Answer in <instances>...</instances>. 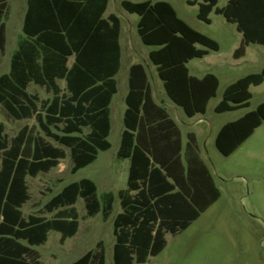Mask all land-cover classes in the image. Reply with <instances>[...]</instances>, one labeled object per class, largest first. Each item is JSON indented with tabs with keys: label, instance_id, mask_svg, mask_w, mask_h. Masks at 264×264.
<instances>
[{
	"label": "trees",
	"instance_id": "1",
	"mask_svg": "<svg viewBox=\"0 0 264 264\" xmlns=\"http://www.w3.org/2000/svg\"><path fill=\"white\" fill-rule=\"evenodd\" d=\"M8 1L0 0V18ZM217 4L218 0H203L198 18L210 24L215 11L236 24L243 40L235 58L243 57L250 44L264 46V0H229L222 8ZM121 5L139 16L138 34L144 45L154 47L149 58L168 97L189 117L205 114L219 79L211 73L192 76L187 63L219 51V43L190 26L167 1L123 0ZM107 6L108 0H27L24 37L12 54L10 70L0 75V105L16 120L35 118L45 137L68 148L73 174L111 147L110 103L117 93L115 76L121 65V20L116 14L104 18ZM5 45L6 25L0 21V50ZM60 80L65 81V91ZM263 82L264 68L238 79L225 89L215 112L249 108L251 86ZM32 83L44 87L52 98L40 102L38 95L29 92ZM125 101V130L117 158L130 160L126 188L99 195L91 179L69 183L46 205L48 212L58 210L50 219L24 216L22 208L30 200L27 178L56 168L66 157L65 150L28 126L9 141L0 121V264H41L33 247L45 244L50 231L59 232L62 243L77 234L80 222L74 205L79 198L84 200L87 217L101 213L107 220L117 197L122 211L113 221L114 264H145L165 249L168 233L186 230L219 199L193 133L188 135L183 166L181 136L167 128L173 122L154 102L141 63L130 68ZM263 122L264 102L223 125L216 148L230 156ZM166 136H174V143L167 142ZM71 264H105L104 248L89 250Z\"/></svg>",
	"mask_w": 264,
	"mask_h": 264
},
{
	"label": "rangeland",
	"instance_id": "2",
	"mask_svg": "<svg viewBox=\"0 0 264 264\" xmlns=\"http://www.w3.org/2000/svg\"><path fill=\"white\" fill-rule=\"evenodd\" d=\"M122 1L109 0L108 4V13H114L121 19L123 49L121 68L116 76L118 92L110 105L111 133L108 139L111 148L100 151L95 162L73 174L71 170L73 163L68 148L45 137L35 118L16 120L0 105V121L5 125V134L9 141L23 127L28 126L33 128L34 134L62 147L66 152V157L60 160L56 168L27 178L30 200L22 208L24 216L53 218L58 210L48 212L46 205L49 201L69 183L84 178L96 183L99 195L108 191L117 194L118 190L126 187L129 162L118 159L117 152L124 130L123 116L126 109L129 66L140 62L146 64L149 69L154 98L168 109L173 118L186 126H194L199 119L205 121L197 123L195 128L201 131V139L205 138L206 146L203 145L201 148L202 156L220 192L219 199L186 230L177 235L168 233L165 249L159 255L149 257L145 264H264V122L228 157L218 151L214 140L216 132L222 125L255 110L264 102L263 82L259 86H251L253 97L249 108L223 114L214 111L230 84L264 68V46L250 44L243 58H234L235 50L241 45L242 34L237 30L236 24L228 22L223 15L216 14L215 11L210 14V24L200 20L199 3L203 0H197L196 5H189L186 0H128L167 1L175 8L179 17L190 26L219 43V51H210L204 58L193 59L188 64L191 75L202 77L207 73H213L220 82L217 95L210 100L206 113L189 118L182 108L176 106L166 95L163 83L149 59V51L152 48L144 45L138 34L139 16L128 13L121 5ZM228 2L229 0H218L217 6L225 7ZM25 7V0H10L7 13L0 18V21L6 23L7 28L6 45L4 50H0V75L10 70L12 54L22 37ZM59 85L65 91V81L60 80ZM29 92L38 95L40 102L52 98V93L33 83L29 86ZM177 113L181 116L180 120L176 116ZM202 126L205 127L204 130H201ZM184 130L192 131L193 127H186ZM84 131L87 132L88 129ZM1 162L0 151V167ZM74 208L79 215L78 233L62 243L61 234L50 231L45 244L33 247L39 253V262L71 264L87 251L99 250L102 247L105 251V264H114L113 221L116 214L121 211L118 197L114 203L113 214L107 220L103 219L101 213L87 217L82 198L78 199Z\"/></svg>",
	"mask_w": 264,
	"mask_h": 264
},
{
	"label": "crops",
	"instance_id": "3",
	"mask_svg": "<svg viewBox=\"0 0 264 264\" xmlns=\"http://www.w3.org/2000/svg\"><path fill=\"white\" fill-rule=\"evenodd\" d=\"M197 1V0H196ZM9 2H10V0L8 1V5H9ZM25 2H26V7H25V12H24V15H23V23H24V17H25V13H26V10H27V0H25ZM198 2V1H197ZM108 4H109V0H108ZM7 11H8V7H7ZM7 13V12H6ZM110 14H114V13H108V6H107V10H106V12H105V14H104V18H107ZM119 17V16H118ZM121 20V19H120ZM4 22V21H3ZM5 23V22H4ZM23 23H22V37H24V33H23ZM5 25H6V23H5ZM7 29V28H6ZM138 31V30H137ZM240 33V32H239ZM21 37V38H22ZM141 39V38H140ZM242 40H243V36H242ZM6 41H7V32H6ZM20 41V40H19ZM119 42H120V46H121V64H122V52H123V49H122V27H121V32H120V38H119ZM241 43H242V41H241ZM147 46V45H146ZM18 47V46H17ZM149 47H151L152 49L151 50H153L154 49V47H152V46H149ZM150 50V51H151ZM150 51H149V53H150ZM236 51V50H235ZM209 55V54H208ZM245 55H246V53H245ZM244 55V56H245ZM207 56V55H206ZM233 56H234V54H233ZM243 56V57H244ZM243 57H241V58H243ZM204 58V57H203ZM235 58V57H234ZM150 59V58H149ZM196 59V58H195ZM201 59V58H200ZM237 59V58H236ZM238 59H240V58H238ZM72 61H73V58H72ZM151 61V60H150ZM192 61V60H191ZM190 62V61H189ZM189 62L187 63V67H188V64H189ZM138 63H140V62H136V63H133V64H131L130 66H129V74H130V68H131V66L132 65H134V64H138ZM152 63V62H151ZM141 64H143L144 66H145V68H146V71H147V74H148V80H149V84H150V87H151V82H150V78H149V73H148V71H149V69H148V67L146 66V64H144V63H141ZM152 65L155 67V69H156V66L152 63ZM120 68H121V65H120ZM188 69H189V67H188ZM119 71H120V69H119ZM119 71H118V73H119ZM156 72H157V69H156ZM118 73H117V75H118ZM189 73H190V70H189ZM207 74H209V73H207ZM211 74H213V73H211ZM116 75V76H117ZM157 75H158V72H157ZM191 75V74H190ZM206 75V74H205ZM204 75V76H205ZM215 75V74H214ZM116 76H115V79H116ZM192 76H194V75H192ZM204 76H202V77H204ZM216 76V75H215ZM158 77H159V75H158ZM197 77V76H196ZM202 77H198V78H202ZM218 78V77H217ZM161 80V79H160ZM116 81H117V79H116ZM162 81V80H161ZM162 83H163V81H162ZM219 85H220V82H219ZM163 87H164V85H163ZM219 88V87H218ZM164 90H165V88H164ZM128 91H129V76H128ZM218 91V90H217ZM117 92H118V83H117ZM166 92V91H165ZM151 93H152V98H153V100H154V102L157 104V105H159V106H161L162 108H164L165 110H166V112H167V114H168V119H170L172 122H173V124L175 125H173V124H168V126H167V128H170V129H172L173 130V132L175 131V133H176V130L179 132V134H180V136H181V155H182V159H181V161H182V164H183V166H185L186 167V161H185V158H184V154H185V150H186V148H187V144H188V135L190 134V133H193L195 136H196V140H197V145H198V152H199V157H200V159H201V163H203V165L207 168V170L209 171V173L211 174V171H210V169H209V167H208V165H207V163H206V161H205V159H204V157L202 156V151H201V148H202V146L204 145V147L206 146V143H205V138H203V139H201V131L199 132L198 131V129H196L195 128V125L197 124V123H205V121L203 120V119H199L198 120V122H196L195 123V125L193 126H186L184 123H179V121H177L175 118H173L172 116H171V114L168 112V109L162 104V103H160V102H158V101H156V99L154 98V95H153V92H152V88H151ZM117 94V93H116ZM115 94V95H116ZM127 94H128V92H127ZM114 95V96H115ZM166 95H167V93H166ZM216 95H217V93H216ZM113 96V97H114ZM127 96V95H126ZM168 96V95H167ZM214 98V97H213ZM125 99H126V97H125ZM170 99V98H169ZM212 99V98H211ZM210 99V100H211ZM112 100H113V98H112ZM171 100V99H170ZM172 101V100H171ZM112 102V101H111ZM173 102V101H172ZM210 102V101H209ZM209 102H208V104H209ZM174 103V102H173ZM125 104H126V101H125ZM175 104V103H174ZM110 105H111V103H110ZM176 105V104H175ZM218 105V104H217ZM216 105V106H217ZM176 106H178V105H176ZM215 106V107H216ZM179 107V106H178ZM207 107H208V105H207ZM126 108H127V105H126ZM171 108H173V107H171ZM181 108V107H180ZM183 110V109H182ZM240 110H242V109H240ZM125 111H126V109H125ZM125 111H124V113H125ZM206 111H207V109H206ZM214 111H215V108H214ZM236 111H238V110H236ZM252 111V110H251ZM230 112H234V111H230ZM249 112V111H248ZM110 113H111V107H110ZM185 113V112H184ZM216 113V112H215ZM224 113H228V112H224ZM247 113V112H246ZM246 113H244V114H246ZM218 114V113H217ZM220 114H223V113H220ZM243 114V115H244ZM201 115H204V114H201ZM243 115H241L240 117H242ZM176 116L179 118V120H180V118H181V116H179L178 115V113L176 114ZM187 116V115H186ZM196 116V115H195ZM195 116H193V117H189V116H187V117H189V118H194ZM240 117H238V118H240ZM110 118H111V114H110ZM237 118V119H238ZM237 119H235V120H237ZM235 120H233V121H235ZM229 122H232V121H229ZM229 122H227V123H229ZM123 123H124V116H123ZM226 124V123H225ZM224 124V125H225ZM206 125V124H205ZM223 126V125H222ZM222 126L220 127V129L222 128ZM175 127V128H174ZM186 127H193V130L192 131H185L184 130V128H186ZM207 127V126H206ZM161 129L163 130V132H165L164 130L166 129L165 127H161ZM196 129V130H195ZM205 129V127L204 126H202V128H201V130H204ZM208 129V128H207ZM219 129V130H220ZM124 130H125V125H124ZM123 130V131H124ZM219 130L216 132V134H215V137H214V140L216 139V136H217V134H218V132H219ZM110 133H111V131H110ZM123 133V132H122ZM109 138V137H108ZM121 139H122V135H121ZM165 139H166V141L167 142H169L170 144H173L174 143V141H175V137L174 136H166L165 137ZM109 140V139H108ZM120 144H121V142H120ZM216 146V145H215ZM111 148V147H110ZM119 148H120V146H119ZM119 150V149H118ZM123 160H128V162H129V165H128V174H129V167H130V160L129 159H123ZM211 176H212V174H211ZM213 178V177H212ZM127 179H128V176H127ZM170 180V182H172V180L171 179H169ZM127 186V185H126ZM215 186H216V184H215ZM126 188V187H125ZM124 189V188H123ZM121 190V189H120ZM119 191V190H118ZM120 203V202H119ZM121 207V206H120ZM122 211V210H121ZM120 211V212H121ZM117 215V214H116ZM80 227V226H79ZM79 231V230H78ZM78 233V232H77ZM69 239V238H68ZM83 256V255H82Z\"/></svg>",
	"mask_w": 264,
	"mask_h": 264
}]
</instances>
